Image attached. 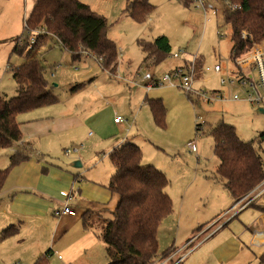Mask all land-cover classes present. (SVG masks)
<instances>
[{
	"label": "rangeland",
	"instance_id": "1",
	"mask_svg": "<svg viewBox=\"0 0 264 264\" xmlns=\"http://www.w3.org/2000/svg\"><path fill=\"white\" fill-rule=\"evenodd\" d=\"M26 1L28 2V0ZM91 1L97 8V11L93 10L102 14L107 20L109 28H107L109 30L107 36L109 34L117 44L119 62L113 73L102 70L91 55H83L78 60L80 64L78 61H73L70 53L60 47V41L51 34L43 33L39 35L41 36L39 39L38 34L34 33V41H41L43 44L34 48L33 53L35 50L38 52L37 56L46 68L45 76L49 81V86L59 99V102L52 107H61L73 96L78 103L93 94L98 97L99 94L95 92L100 88L102 94L112 96L105 97L106 99L102 96L101 105H108L107 107L111 110L115 109L124 120L127 118V121L123 122L124 129H112L106 124L105 117L108 110H104L93 120L94 125L85 124L78 128L75 135L69 134L61 138L62 142L58 145L38 153L42 154L43 159L41 158V160L60 167H67L78 174L80 181L77 182L76 188H80V195L85 205L88 202L96 204L107 202L108 206H112L117 197L111 196L107 188L110 172L114 171L109 157H107V149L117 137L133 134L140 144L143 164L149 161L153 162L155 164L153 165L158 169H163L170 183L168 191L172 194V196L170 195L172 211L162 220L157 230L158 247L163 249L173 240V237H175L176 243L180 244L183 242L184 236L189 234L187 223L176 224L177 207L181 202L184 189L185 198L183 199L186 204L184 209H191L188 211L189 213H205V217L214 214L213 211L220 205L222 193L225 195L227 193L221 188L222 181L215 172L218 159L213 153V141L209 135V129L218 121H223L234 126L241 139L257 141L259 133L264 131V97L259 105L251 104L244 99L245 89L243 86L238 83L230 85L228 82L225 84V90L222 91L225 98H215L210 102H206L201 96L189 95L181 88L166 84L153 87L147 91L148 96L159 94L166 109L165 126L158 127L153 121L148 106L143 102L146 90L141 85H133L128 82L135 76L130 78L124 75L123 71L129 65L134 73L140 66L137 70L138 74L135 73L138 80L149 69L154 71V75L161 76L164 67L179 61L182 54L179 59H172L168 55L159 64L147 69L142 65L143 53L136 40L143 38L152 41L159 35H165L169 39L172 52L181 50L185 52L186 57L188 53L198 58L202 57L205 65L219 61L224 66L231 67L234 62L229 59L231 28L229 25L222 24V10L215 16L209 11L205 13L196 2L186 6L182 0H149L155 8L145 22L138 23L123 11L131 0ZM216 2L220 1L214 0V3ZM21 3L13 5L14 15L11 27L13 35L10 37L6 35L5 38L0 37V94H5L7 97L15 94L13 93L15 84L10 69L3 71L5 63H1V60L5 61L3 56L5 53L8 55L15 42L12 39L15 33L19 34L23 30L25 8ZM6 34H9L8 31ZM259 44H264V41ZM18 61H21L20 56L14 53L10 55V64H17ZM87 69L91 71L87 72ZM92 75L97 76L94 81L89 84L85 83L82 90L72 92V86ZM228 76L224 74L214 76L213 73L207 72L203 75V79L195 82L196 79L193 85L197 88L200 87L207 96H213L215 92L213 89L220 85L219 79L221 77L227 79ZM81 84L76 85L80 87ZM234 93L239 94V99L231 98ZM132 95L139 102L130 111L128 101ZM20 117L21 115L17 119L19 120ZM197 123H201L199 130L195 129ZM75 137L76 139H74ZM191 140L196 144L195 150H191L187 146V142ZM74 148H77V151L74 152ZM64 149H69L71 152L67 154ZM258 150L260 154L264 152V141L261 142ZM10 153V148L0 150V168L8 165ZM31 156L32 161L40 159L33 153ZM75 160L80 161V167L72 166ZM14 176L10 179V183ZM81 177L84 179L81 180ZM30 178L33 180L32 177ZM111 216L102 213L92 222L97 221L101 226L104 220ZM52 217L57 216L52 215ZM191 217L196 216L191 215ZM50 224L51 221L47 222L44 225L45 229H49ZM208 225L205 224L204 227ZM213 228L209 230L211 231ZM160 252H157L156 255ZM99 255L101 264H103L102 245L101 248L99 247ZM212 259L209 264L216 263L213 257ZM155 260L158 258L154 259V262ZM53 263L60 264L56 256L53 258ZM77 264H90V262L88 257L83 255ZM251 264H257V262L253 261Z\"/></svg>",
	"mask_w": 264,
	"mask_h": 264
},
{
	"label": "trees",
	"instance_id": "2",
	"mask_svg": "<svg viewBox=\"0 0 264 264\" xmlns=\"http://www.w3.org/2000/svg\"><path fill=\"white\" fill-rule=\"evenodd\" d=\"M182 1L186 6L193 2ZM229 1L240 5L239 9L222 11V24L231 28L229 59L234 61L254 44L264 41V0ZM154 8L149 0H131L123 11L134 21L143 23ZM37 28L55 36L73 61H78L83 55H91L104 71L113 73L117 66L118 48L107 36V20L102 14L80 0H34L12 48V54L20 56L23 62L16 66L8 65L16 85L15 94L9 97L0 94V150L22 140L17 120L19 114L58 101L45 77L46 68L33 55L34 48L43 43H29V35H33ZM37 34L40 39L41 34ZM19 39L23 42L20 47L17 46ZM136 42L144 54L142 63L145 67L159 64L171 52L168 38L164 35L152 41L138 38ZM145 101L154 123L163 128L166 109L162 99L146 97ZM200 128V124L195 125L196 130ZM209 135L213 141V153L218 159L215 172L223 188L237 200L264 179V152L260 154L258 150L264 141V131L259 133L257 141H245L238 136L234 126L218 121L209 129ZM31 152L32 143L21 142L9 156L8 165L0 168V193L11 170L27 161ZM108 157L114 171L107 188L117 197V202L111 218L99 225L98 236L104 243L106 264H153L158 252V226L172 211V199L166 191L169 179L154 165L142 164L141 148L130 141L112 149ZM88 214V211L82 214L84 226L89 225ZM17 231L16 225L2 229L0 240ZM173 250L170 245L161 251V257L168 256ZM45 256L33 264H46ZM260 261H264V253Z\"/></svg>",
	"mask_w": 264,
	"mask_h": 264
},
{
	"label": "crops",
	"instance_id": "3",
	"mask_svg": "<svg viewBox=\"0 0 264 264\" xmlns=\"http://www.w3.org/2000/svg\"><path fill=\"white\" fill-rule=\"evenodd\" d=\"M80 1L87 3L91 9L97 11V8L94 7L91 0ZM18 2H22L21 4L24 5V18H26L33 6V0H28V2L26 0H0L1 38L7 37L6 35H8V37L13 35L11 34L14 15L13 5ZM108 29L107 31L109 33ZM7 31L9 34H6ZM19 34L15 33L14 38ZM108 37L114 40L109 34ZM12 48L13 44L8 55L5 53L3 56L5 61L3 62V60H1V63H5L3 65V71H6L9 68L8 65L11 63L10 55L12 54ZM33 55L38 57V52L35 50ZM169 55L171 56V54ZM184 55L185 52L181 59L171 56L172 59H179V61L165 66L164 72L186 63V60H190L189 58L193 56L189 53L187 54V57ZM21 62H23L22 58L17 64L10 65L16 66ZM78 62V64H80V61ZM118 62L117 58L116 67H118ZM204 62L205 61L202 57L198 58L196 56L197 80L195 82L203 79V75L206 73L202 71V67L205 65ZM214 63H219L221 66V71L218 74L213 73L214 76L222 74L230 75L233 73L232 65L231 67L224 66L219 61H215ZM77 67L75 65V68ZM149 68L150 67H147V69ZM137 70L133 73V70L127 65L126 70L123 72H125L124 75L132 78L135 73L138 72ZM86 71L89 72L91 70L87 69ZM149 71L154 74L153 70L149 69ZM96 77L97 76L92 75L81 82H77L76 84H82L80 87L76 88H73L76 84L72 86V92L82 90L85 83H91ZM225 88V85L220 84L219 87L216 89L214 88L213 91L222 93ZM15 91L16 85L13 93H15ZM95 93H98L99 96L97 97L96 94H93L94 96H88V98H85L81 103L76 102V99H74L73 96L69 98L66 103L61 105V107H52L54 105L52 104L19 114L21 117L17 120L20 123L22 140L8 147L11 150L9 156L19 148L21 142L25 143L30 141L32 143L31 153L37 155L40 159L32 161V156L30 154V158L27 161L15 166L8 175L0 193V231L10 225H16L18 227L17 232L0 240V264H33L40 257H44V255H47L45 256L46 264H55L53 263L54 256L57 257L60 264H77V261L83 255L88 257L90 264H101L102 262L100 261L99 255V247L101 248V245L103 250V257H101V259H103V264L107 263L104 243L98 236L100 224H98L97 221L92 222V220L96 219L95 217H100L102 213L112 215V210L115 207L117 199H115L114 205L112 206H108L107 202H103L102 204L88 202L85 205V202L80 195V188H76L77 182L79 183L80 181L78 180V174L67 167H60L41 160L42 154L38 153L42 150L47 151L55 145H58L62 142L61 138H64L69 134L75 135L78 132V128L83 127V125H94L93 120H95L104 110H108L105 117L107 126L115 130L118 128L124 129L123 122L127 121V118L122 122H114V116L120 114H118L115 109H109V107H107L108 105H101L100 100L112 96L102 94V89L100 88H98V91ZM146 97L162 99L159 94L148 96V92L146 91L143 97L145 105H147L145 101ZM58 102L59 99L57 103ZM138 102L139 101L132 95L131 99L128 101L129 110H133ZM86 109L88 110L86 111ZM74 139H76V137ZM128 141L140 147L136 136L133 134H125L117 137L111 142L107 149V157L112 149L119 147ZM195 149L196 144L194 142V149L191 150ZM75 161L72 166L80 167L81 163L80 166H76L74 165ZM141 163L143 164V160ZM147 163L154 164L149 161L144 164ZM160 170L164 171L161 168ZM110 173L112 174L113 172ZM14 174L16 175L14 176ZM12 176L14 177L10 183ZM30 177H32L33 180H31ZM82 179L84 178L81 177V180ZM169 185L167 186L166 191L169 196H172L171 192L168 191ZM221 188L225 190L223 186ZM184 194L185 189L183 196L181 197V202L177 207L176 224L182 222L187 223V225H189V234L188 236H184V240L180 244L176 243L175 237H173V240H171L163 249L158 247V252L163 251L170 245L174 247V250L170 254L171 258L166 264L176 263L177 261L176 264H209L212 257L214 258V261H216L215 264H251L253 261H256L257 264H264V261H260V256L264 253L263 199L259 197L256 198L249 206L234 214V211L231 208L234 206L236 200L231 198L228 192L226 195L225 193H222L223 196L220 197V205L213 211L214 214L205 217V213H189L188 211L191 209H184L186 205L185 200L183 199L185 198ZM68 195H70L68 205L72 208L75 214H62L58 216L56 215L57 217H52V215H55L53 214L54 211L63 206L64 200ZM111 196L114 195L111 194ZM85 211H88L89 214L87 219H90V223L87 226H84L82 223V214ZM226 211H228L227 214L219 218V216ZM191 215H195L196 217H191ZM254 220L259 221L260 227L257 229H253L252 227V222ZM49 221H51L49 229H45L44 225ZM205 224L209 225L204 227ZM200 226L201 228H199ZM211 228L213 229L210 231L209 229ZM177 232L176 229V234ZM188 242L189 244L186 245ZM160 256L161 252L156 255L154 259H160Z\"/></svg>",
	"mask_w": 264,
	"mask_h": 264
},
{
	"label": "built area",
	"instance_id": "4",
	"mask_svg": "<svg viewBox=\"0 0 264 264\" xmlns=\"http://www.w3.org/2000/svg\"><path fill=\"white\" fill-rule=\"evenodd\" d=\"M220 2L214 3V0H193L199 6H201L206 13V11L211 12L212 15H217L220 10L225 9H239L240 5L236 3H231L229 0H218ZM35 34H45V30L42 28H37L34 30ZM242 36L245 37V32L242 33ZM34 34L29 37V43L33 44L35 41ZM23 42L21 39L17 41V45H22ZM172 57L179 58L180 55L184 54V51H174L170 53ZM181 65L174 67L171 70L164 72L161 76L154 75L151 71H145L140 80L135 77L130 79V82L133 85H141L146 91H149L153 87H158L162 85H169L172 87L181 88L187 94H195L196 96H201L206 102L214 101L216 99L225 98L224 95L220 92H214L213 96H207L206 92L202 89L195 88L193 83L196 80V56L194 55L190 60ZM233 73H231L227 79L220 78V84L225 85L228 82L230 85L238 83L244 87V99L249 103L254 105H259L264 97V44H254L249 50L242 53L240 56H237L233 62ZM202 71L205 73H215L218 74L221 71V66L219 63H213L210 65H203ZM109 72V71H107ZM112 73V72H109ZM138 74V72L136 73ZM111 75V74H110ZM113 76V75H112ZM118 78V77H117ZM232 99H239V94L234 93L231 96ZM114 122H122L124 119L120 115H116L113 118ZM198 124V123H197ZM201 125V123H199ZM187 146L191 149H194V142H188ZM65 153H70L69 149H64ZM73 151H77V148H74ZM261 198L264 201V179L256 185L253 189L248 191L245 195L236 200L234 206L231 208L234 211V214L238 213L240 210L249 206L256 198ZM70 201V195H68L63 203V206L60 209L54 211L55 215H74L75 212L68 205ZM226 211L224 214L220 215L219 218L227 214ZM218 218V219H219ZM217 219V220H218ZM253 229L260 227L259 221L254 220L252 222ZM190 242V241H189ZM189 242L186 244L188 245ZM172 253V252H171ZM170 253V254H171ZM170 254L165 257H161L158 260H155L153 264H166L171 256ZM178 262V261H177ZM176 262V263H177ZM172 263V264H176Z\"/></svg>",
	"mask_w": 264,
	"mask_h": 264
},
{
	"label": "water",
	"instance_id": "5",
	"mask_svg": "<svg viewBox=\"0 0 264 264\" xmlns=\"http://www.w3.org/2000/svg\"><path fill=\"white\" fill-rule=\"evenodd\" d=\"M74 165L80 166V162L79 161H75Z\"/></svg>",
	"mask_w": 264,
	"mask_h": 264
}]
</instances>
